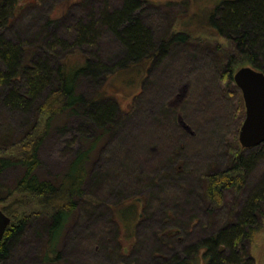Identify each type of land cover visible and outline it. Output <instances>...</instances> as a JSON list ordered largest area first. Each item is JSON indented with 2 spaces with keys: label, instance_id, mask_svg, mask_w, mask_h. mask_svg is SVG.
Segmentation results:
<instances>
[{
  "label": "rangeland",
  "instance_id": "rangeland-1",
  "mask_svg": "<svg viewBox=\"0 0 264 264\" xmlns=\"http://www.w3.org/2000/svg\"><path fill=\"white\" fill-rule=\"evenodd\" d=\"M146 1L158 4L150 5L156 15L151 10L142 13L155 39L172 30L190 33L194 42L172 49L153 65L143 60L120 69L101 84L128 114L91 152L82 187L86 198L78 199L82 208L71 211L55 250L48 246L45 231L53 204L12 189L21 173L18 166L0 169V208L10 223L25 224L0 264H158L166 252L185 258V249L192 253L191 259L194 256V264H205L202 241L234 224L246 200L264 182V148L244 149L238 140L245 115L241 91L234 81L220 77L222 64L213 43L227 47L228 42L197 23L208 19L224 0ZM169 1L172 4L166 5ZM104 2L19 0L17 17L4 36L15 40L44 35L47 19H52L50 31L71 41L74 21H95ZM120 3L109 0V9ZM99 34L94 45L65 53L106 63L123 51L113 34L103 30ZM98 80L103 82L100 77L82 78L79 91L89 98L100 87ZM45 119L39 124L42 140L35 173L51 180L64 173L78 151L87 147L84 140L96 131L81 112L58 114L47 131ZM25 120L22 114L0 107V138L5 144L0 158L19 159L29 151ZM239 154L250 167L232 174ZM227 175L234 181L228 187L220 182ZM261 201L237 247L248 253L251 264H264ZM132 203L135 211L120 212Z\"/></svg>",
  "mask_w": 264,
  "mask_h": 264
},
{
  "label": "trees",
  "instance_id": "trees-1",
  "mask_svg": "<svg viewBox=\"0 0 264 264\" xmlns=\"http://www.w3.org/2000/svg\"><path fill=\"white\" fill-rule=\"evenodd\" d=\"M18 2L19 0H0V107L22 114L26 119L24 139H29V151L19 159L0 158V169L18 166L21 173L12 189H20L41 201L53 204L45 231L48 232V246L55 250L71 211L82 208L83 202L79 204L78 199L86 198L82 187L91 152L96 149L102 137L115 129L128 114L118 108L116 101L104 92L101 84L104 85L106 79L120 69L143 60H148L153 65L163 60L167 52L188 46L194 40L190 33L172 30L165 32L159 40L155 39L150 26L143 22L142 13L151 10L153 14L156 10L150 5L158 4L146 0H121L120 5L113 9H109V0H105L104 9L95 21H74L70 28L75 35L71 41L56 34L54 29L50 31V24L54 22L52 19H47L44 35L39 33L34 38L18 37L14 40L6 38L4 33L17 17L20 8ZM186 2L188 1H184ZM171 4L172 1L166 2V5ZM148 6L150 9H147ZM198 22L228 42L227 47L213 43L217 54L215 57L222 64L223 72L220 77H225L227 83L233 81L234 68L245 64L264 73V0H224L215 7L208 19ZM99 30L113 34L123 47V51L112 60L104 63L87 56L74 59L72 55L65 53L75 47L94 45L96 38L100 36ZM196 41L203 43L201 40ZM209 44L212 47V43ZM215 57L212 56V59ZM84 77L92 80L100 77L103 80L102 83L98 80L100 87L89 98L78 89L79 82ZM62 112H81L86 120L92 122L96 132L91 139L84 140L87 147L78 151L61 176L51 180L40 179L35 173L39 164L37 152L42 140L38 131L39 124L46 116L47 131ZM8 132L4 131L5 137H8ZM2 147L5 144L0 138V148ZM257 147L259 151L262 150L264 142ZM249 167L250 162L243 160L239 154L230 172L241 173ZM218 177L220 176L214 178ZM228 177L227 175L220 181L227 187L234 184L232 177ZM261 200H264V182L246 200L242 215L234 224L219 229L202 241L201 255L205 264H251L248 253L237 247L241 246V238L245 236L244 227H249L254 220L253 214L256 213L259 202H263ZM133 205L135 204L123 207L120 212L128 215L135 211ZM1 209L6 213L5 209ZM24 225V222L10 223L6 228L0 241V259L8 255L10 248L22 234ZM184 255L185 258L180 259L176 254L166 252L162 259L159 258L158 264H194V256L190 258L192 253L185 249Z\"/></svg>",
  "mask_w": 264,
  "mask_h": 264
},
{
  "label": "water",
  "instance_id": "water-1",
  "mask_svg": "<svg viewBox=\"0 0 264 264\" xmlns=\"http://www.w3.org/2000/svg\"><path fill=\"white\" fill-rule=\"evenodd\" d=\"M233 81L241 91L245 106L238 140L242 148H252L264 142V73L242 65L233 72ZM10 221L0 208V241Z\"/></svg>",
  "mask_w": 264,
  "mask_h": 264
}]
</instances>
